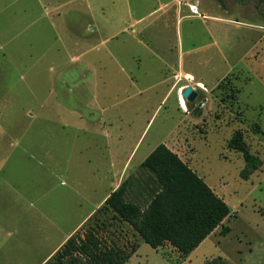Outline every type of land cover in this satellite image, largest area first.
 <instances>
[{
  "label": "rangeland",
  "instance_id": "obj_1",
  "mask_svg": "<svg viewBox=\"0 0 264 264\" xmlns=\"http://www.w3.org/2000/svg\"><path fill=\"white\" fill-rule=\"evenodd\" d=\"M22 3L0 13V264H36L46 251L34 234L57 215L66 228L77 220L74 181L98 201L126 159L125 179L160 143L228 204V232L219 225L185 256L124 222L99 230L104 243L137 247L124 264H264V2L95 0L103 28L78 45L46 20L13 16ZM235 130L261 160L248 179L227 147ZM108 158L112 168L100 164Z\"/></svg>",
  "mask_w": 264,
  "mask_h": 264
},
{
  "label": "trees",
  "instance_id": "obj_2",
  "mask_svg": "<svg viewBox=\"0 0 264 264\" xmlns=\"http://www.w3.org/2000/svg\"><path fill=\"white\" fill-rule=\"evenodd\" d=\"M264 2V0H260ZM227 147L242 154L240 177H248L261 160L241 130ZM228 204L181 157L158 144L136 173L124 179L105 202L42 264H124L136 251L105 244L99 230L127 223L152 248L171 245L182 256L193 251L229 215Z\"/></svg>",
  "mask_w": 264,
  "mask_h": 264
},
{
  "label": "crops",
  "instance_id": "obj_3",
  "mask_svg": "<svg viewBox=\"0 0 264 264\" xmlns=\"http://www.w3.org/2000/svg\"><path fill=\"white\" fill-rule=\"evenodd\" d=\"M17 1H20L21 3L23 2L21 4L23 6L20 7V9L13 10L11 13L13 16L19 15V17L27 19L26 25H28V27L33 26V24H35L39 20L48 21L49 25L53 29H58L56 34L58 38L63 41L66 45H78L80 43H89L95 38V28H103L101 22L97 20L95 14L96 11L98 13L101 12L102 15L105 13V3H99L96 6L95 0H34L35 4L38 5L40 9L38 10L39 14L37 12L38 15L36 17H32V5H30L27 0H10L9 5H4L0 8V13H2V11L6 10L7 8H12L14 6V3H16ZM161 7L162 9H160V11L166 7V4ZM211 17L214 18V16ZM79 28L80 30H78ZM98 34L101 35L100 33ZM75 57L79 59L78 55H76ZM186 74L190 73H183V75ZM77 76H80V74H78ZM63 82L65 83V79L61 80L62 85L64 84ZM44 107H46L45 103H41L39 106V108ZM85 114L87 117H89V112H86ZM9 152L7 153L8 155ZM150 152L145 154L142 159L138 160V168ZM128 160L129 158L124 161L119 171V174L116 177V181L113 185H111V182L109 180L108 190L101 196L98 201H93V199L90 198V192L83 191L84 187L82 186V184L77 180L74 181V184L72 185V187H70V189L75 198V205L73 211L78 212V216L77 220H75L69 226V228H66L64 226L65 218L63 219L58 215H55L56 217L54 220H48V229H44V227H42V230H40L41 233L39 237L35 234L33 236L31 232H28L29 237H37V240H35V244H39V246H41V249L43 247L46 251V253L40 258V260L36 264L44 263L65 242V240L71 234H73L96 211V209L99 208L105 202L106 198L110 195V193L114 189H116L120 185V183L125 179V174L129 167ZM112 163L113 161H111V159L109 158L106 161L104 159L100 160V164L102 166L106 165L107 168H112ZM134 169H132L131 171H133ZM109 172H111V169L109 170ZM122 173L123 175H121ZM55 182L56 186L62 188L63 185L66 183L63 174H60ZM6 184L9 191V186L11 185L8 182ZM94 187L95 184H92V191ZM30 204L33 203L30 202ZM29 245H31V240L28 239V243L25 246L27 247ZM46 246H48V248ZM37 249L39 250L40 247L38 248L36 246H33L32 248V250Z\"/></svg>",
  "mask_w": 264,
  "mask_h": 264
},
{
  "label": "water",
  "instance_id": "obj_4",
  "mask_svg": "<svg viewBox=\"0 0 264 264\" xmlns=\"http://www.w3.org/2000/svg\"><path fill=\"white\" fill-rule=\"evenodd\" d=\"M182 95L187 98L188 101H192L194 97L196 96L195 91L190 86H187L183 92Z\"/></svg>",
  "mask_w": 264,
  "mask_h": 264
},
{
  "label": "built area",
  "instance_id": "obj_5",
  "mask_svg": "<svg viewBox=\"0 0 264 264\" xmlns=\"http://www.w3.org/2000/svg\"><path fill=\"white\" fill-rule=\"evenodd\" d=\"M189 10L194 13V14H197L198 13V8L196 5H192V4H189Z\"/></svg>",
  "mask_w": 264,
  "mask_h": 264
}]
</instances>
